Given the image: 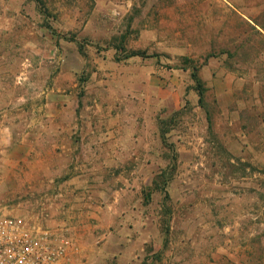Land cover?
<instances>
[{
    "label": "rangeland",
    "instance_id": "374dc122",
    "mask_svg": "<svg viewBox=\"0 0 264 264\" xmlns=\"http://www.w3.org/2000/svg\"><path fill=\"white\" fill-rule=\"evenodd\" d=\"M260 28L264 0H0V215L68 264H264Z\"/></svg>",
    "mask_w": 264,
    "mask_h": 264
},
{
    "label": "built area",
    "instance_id": "2783aa9c",
    "mask_svg": "<svg viewBox=\"0 0 264 264\" xmlns=\"http://www.w3.org/2000/svg\"><path fill=\"white\" fill-rule=\"evenodd\" d=\"M75 251L66 236L0 215V264H68Z\"/></svg>",
    "mask_w": 264,
    "mask_h": 264
},
{
    "label": "trees",
    "instance_id": "16d2710c",
    "mask_svg": "<svg viewBox=\"0 0 264 264\" xmlns=\"http://www.w3.org/2000/svg\"><path fill=\"white\" fill-rule=\"evenodd\" d=\"M134 55H139L138 53L133 52L132 54H130V56H134ZM194 81L197 85V93H198V97H199V101H201L202 99V87L201 84L199 82V79L197 78V75L195 73L192 74Z\"/></svg>",
    "mask_w": 264,
    "mask_h": 264
},
{
    "label": "crops",
    "instance_id": "0c3cea01",
    "mask_svg": "<svg viewBox=\"0 0 264 264\" xmlns=\"http://www.w3.org/2000/svg\"><path fill=\"white\" fill-rule=\"evenodd\" d=\"M260 30H261V32L264 34V29H261V28H260Z\"/></svg>",
    "mask_w": 264,
    "mask_h": 264
}]
</instances>
